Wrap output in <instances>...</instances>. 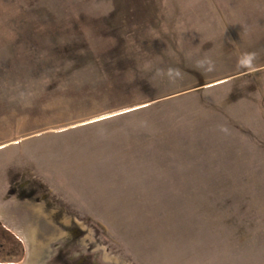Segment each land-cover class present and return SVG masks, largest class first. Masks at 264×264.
<instances>
[{
    "label": "rangeland",
    "instance_id": "rangeland-1",
    "mask_svg": "<svg viewBox=\"0 0 264 264\" xmlns=\"http://www.w3.org/2000/svg\"><path fill=\"white\" fill-rule=\"evenodd\" d=\"M0 222L18 264H264V0H0Z\"/></svg>",
    "mask_w": 264,
    "mask_h": 264
},
{
    "label": "flooded vegetation",
    "instance_id": "flooded-vegetation-1",
    "mask_svg": "<svg viewBox=\"0 0 264 264\" xmlns=\"http://www.w3.org/2000/svg\"><path fill=\"white\" fill-rule=\"evenodd\" d=\"M1 226H4L7 232L0 230V264H18L21 257V245L24 248L22 238L2 222H0Z\"/></svg>",
    "mask_w": 264,
    "mask_h": 264
},
{
    "label": "trees",
    "instance_id": "trees-1",
    "mask_svg": "<svg viewBox=\"0 0 264 264\" xmlns=\"http://www.w3.org/2000/svg\"><path fill=\"white\" fill-rule=\"evenodd\" d=\"M0 230H1L2 232H7V229H6L4 226H1V227H0ZM3 248H4V247H3ZM23 255H24V248H23V246L21 245V257H20V260H19V261L22 260ZM19 261H18V262H19Z\"/></svg>",
    "mask_w": 264,
    "mask_h": 264
}]
</instances>
